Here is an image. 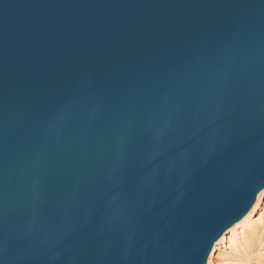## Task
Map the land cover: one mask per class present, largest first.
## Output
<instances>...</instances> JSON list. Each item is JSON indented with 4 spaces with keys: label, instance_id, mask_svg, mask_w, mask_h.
Instances as JSON below:
<instances>
[{
    "label": "water",
    "instance_id": "95a60500",
    "mask_svg": "<svg viewBox=\"0 0 264 264\" xmlns=\"http://www.w3.org/2000/svg\"><path fill=\"white\" fill-rule=\"evenodd\" d=\"M264 188V0H0V264H206Z\"/></svg>",
    "mask_w": 264,
    "mask_h": 264
},
{
    "label": "bare ground",
    "instance_id": "6f19581e",
    "mask_svg": "<svg viewBox=\"0 0 264 264\" xmlns=\"http://www.w3.org/2000/svg\"><path fill=\"white\" fill-rule=\"evenodd\" d=\"M264 192V188L260 191L256 196V201L252 204L250 210L238 221L236 225H232L229 228V232L231 233L228 237V242L232 249H238L239 253L244 255L247 258V263L250 264V261H253L249 257L251 253V246H261L262 242L264 241V230L263 226L261 225L264 220V211L261 215L257 218L254 217L253 211L254 207L258 206L259 200ZM253 208V209H252ZM240 226L241 230L236 232V227ZM227 230L214 242L213 247L211 249L210 254L208 255V259L206 264H213L214 258H216L220 253L218 252L221 248L220 246L223 245L224 241V234L228 232ZM264 256L258 255L254 257V262L256 264H261L264 260Z\"/></svg>",
    "mask_w": 264,
    "mask_h": 264
},
{
    "label": "rangeland",
    "instance_id": "374dc122",
    "mask_svg": "<svg viewBox=\"0 0 264 264\" xmlns=\"http://www.w3.org/2000/svg\"><path fill=\"white\" fill-rule=\"evenodd\" d=\"M263 211H264V192H263V194L259 200L258 206L254 207V211H253L254 217L255 218L259 217ZM238 222H240V221H238ZM238 222H236L234 225H236ZM261 225L263 226L262 230H264V220H263V223ZM236 229H237L236 232L238 233V231L241 230V227L237 226ZM230 234L231 233L229 231L224 234L223 245L220 246L221 249L218 251L220 254L216 258H214L213 264H248L249 261L247 263V261H246L247 258L244 257V255L240 254L239 250L237 248L236 249L231 248V246L228 242V237L230 236ZM251 247H252V249H251L252 254H250L249 257L251 259L253 258V261L251 260L250 264H256L254 262V257H256L258 255L264 256V241L262 242L261 246L255 245V246H251ZM261 264H264V261Z\"/></svg>",
    "mask_w": 264,
    "mask_h": 264
}]
</instances>
